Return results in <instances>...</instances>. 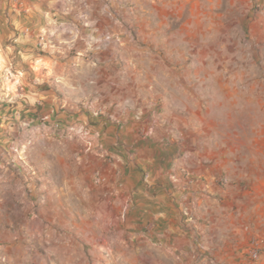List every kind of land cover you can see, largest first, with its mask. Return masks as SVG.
<instances>
[{
  "label": "crops",
  "instance_id": "0c3cea01",
  "mask_svg": "<svg viewBox=\"0 0 264 264\" xmlns=\"http://www.w3.org/2000/svg\"><path fill=\"white\" fill-rule=\"evenodd\" d=\"M126 1L142 5L150 19L161 18L152 35H160L164 39L160 43H168L170 49L175 32L169 18L216 11V0ZM131 15L135 17L134 11L119 7L117 0H0V191H22L23 186L10 183L11 179L36 177L37 171L28 163L24 135L34 143L41 117L63 105L62 113L72 119L78 116L102 141L116 145L122 140L141 141L151 148L158 145L155 139H167L160 155L142 158L141 166L150 178L138 180L140 185L134 189L143 195L148 221L168 228L167 240H180L176 229L183 231L182 223L188 224L189 215L196 214V236L188 231L189 240L199 239L202 233L209 243L208 253L228 259L240 256L247 239L244 223L264 234V176L259 177L258 165L264 160V76L254 69L257 57L248 59L238 74H228V84L222 74L209 76L211 88L204 92L194 84L186 87L185 81L193 82L197 74L184 69L182 51L175 54L177 66L181 60L180 70L167 68L159 73L152 61L139 64L144 80H149L141 83V75L133 71L135 63L128 72H120L116 59L120 50L134 49L135 42L120 21L121 16ZM241 79L244 87L239 85ZM153 82L160 83L162 91ZM201 95L208 97L205 104ZM122 101H134V106L120 107ZM79 103L84 108H78ZM124 107L128 109L111 122L95 115L104 111L116 115ZM155 113L162 119L158 128L153 125ZM190 123L196 130L187 149L184 141L174 138L185 134L184 126ZM143 126L153 136L139 138ZM120 129L127 134L121 137ZM185 169L193 176L190 184L181 172ZM132 172L139 177L135 167ZM233 174L247 179L245 189L231 190L228 182ZM221 177L223 184L217 180Z\"/></svg>",
  "mask_w": 264,
  "mask_h": 264
},
{
  "label": "rangeland",
  "instance_id": "374dc122",
  "mask_svg": "<svg viewBox=\"0 0 264 264\" xmlns=\"http://www.w3.org/2000/svg\"><path fill=\"white\" fill-rule=\"evenodd\" d=\"M117 3L135 13V17L120 18L123 30L135 43L132 50H120L116 59L120 72H128L135 63L133 71L141 75V83L146 78L139 64L152 61L159 73L167 68L180 70L181 60L177 66L175 54L181 51L183 57L179 58L186 72L197 74L193 75V82L186 80L185 85L191 88L194 84L201 92L210 90L209 76L222 74L224 84H228V74H238L247 60L255 57L258 62L254 69L264 76V0H216L215 14L208 11L202 16L169 18L175 32L172 49L167 47L168 43H160L164 40L160 35H152L161 18L146 17L142 5L136 2ZM105 4L112 9L109 1ZM105 38L112 40L110 36ZM153 83L162 91L160 83ZM239 85H246L244 79ZM64 92L58 91V95L63 96ZM207 98L201 97L202 102ZM121 103L120 107L134 106V101ZM60 106L58 111L41 117L34 143L24 135L28 163L37 171L36 177H20L16 182L11 179L10 183L23 186L22 191H0V264H263L264 234L251 223L242 225L247 236L242 255L231 259L208 253L209 243L204 242L202 233L199 239L189 240L188 231L196 236V214H188L191 221L182 223L183 231L176 229L181 232L180 240H167L170 230L148 221L143 195L134 193L136 184L139 187V182L150 178V172L141 166L142 158L160 155L161 144L167 139H155L158 145L151 148L141 141L133 143L126 139L120 145L108 139L102 141L79 122L78 116L72 119L62 113L63 105ZM77 107L84 105L79 103ZM215 107L219 109L220 103ZM128 108L116 115L107 111L94 114L111 122ZM153 119L158 128L161 116L155 113ZM184 127L188 129L185 134H177L178 139H174L184 141L189 149L196 127L191 123ZM120 133L123 137L127 131L120 129ZM149 135L153 136L152 131L144 126L138 131L139 138ZM258 165L259 177H263L264 160ZM134 167L139 177L132 172ZM181 172L190 184L191 171ZM217 180L219 184L225 182L223 177ZM247 185V179L236 174L228 182L232 191L243 190ZM253 250L258 253L256 258L251 256Z\"/></svg>",
  "mask_w": 264,
  "mask_h": 264
},
{
  "label": "built area",
  "instance_id": "2783aa9c",
  "mask_svg": "<svg viewBox=\"0 0 264 264\" xmlns=\"http://www.w3.org/2000/svg\"><path fill=\"white\" fill-rule=\"evenodd\" d=\"M12 151H13L14 153H17V148H12ZM257 255H258L257 251L253 250V251L251 252V256H252L253 258H256Z\"/></svg>",
  "mask_w": 264,
  "mask_h": 264
}]
</instances>
